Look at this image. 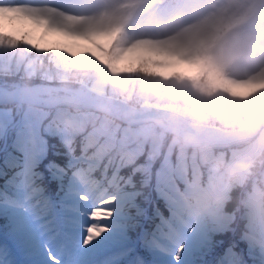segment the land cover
Wrapping results in <instances>:
<instances>
[{
	"label": "snow or ice",
	"instance_id": "obj_1",
	"mask_svg": "<svg viewBox=\"0 0 264 264\" xmlns=\"http://www.w3.org/2000/svg\"><path fill=\"white\" fill-rule=\"evenodd\" d=\"M260 127L264 0H0V264H264Z\"/></svg>",
	"mask_w": 264,
	"mask_h": 264
},
{
	"label": "clouds",
	"instance_id": "obj_2",
	"mask_svg": "<svg viewBox=\"0 0 264 264\" xmlns=\"http://www.w3.org/2000/svg\"><path fill=\"white\" fill-rule=\"evenodd\" d=\"M262 137H264V127H260L238 139L234 144V148L241 155H249L248 149ZM252 155H254L255 163L250 170V174L246 177L242 175L240 161L234 160L230 152L224 159L213 161L214 174L211 180L208 179L207 161H201L204 190L209 200L215 201L218 194L222 193L226 187L231 186L235 193L231 203L237 210L238 215L242 214L249 204L250 195L252 196V202L261 210H264V150L256 151ZM199 193L200 189L197 185H193L192 194L199 195ZM241 231L242 233L244 231L242 223ZM248 236L258 238V234L254 232H249Z\"/></svg>",
	"mask_w": 264,
	"mask_h": 264
},
{
	"label": "rangeland",
	"instance_id": "obj_3",
	"mask_svg": "<svg viewBox=\"0 0 264 264\" xmlns=\"http://www.w3.org/2000/svg\"><path fill=\"white\" fill-rule=\"evenodd\" d=\"M37 38L39 39V34H37ZM45 40L49 44L57 43V42H60V43H63V42H71L69 40V38L60 36L58 34H49L45 38ZM76 43L81 44L82 46H85V47H90V45H88L84 41H76ZM178 69L179 70H177V71H181V72H190V71H192V69L189 66H187V65H181Z\"/></svg>",
	"mask_w": 264,
	"mask_h": 264
},
{
	"label": "trees",
	"instance_id": "obj_4",
	"mask_svg": "<svg viewBox=\"0 0 264 264\" xmlns=\"http://www.w3.org/2000/svg\"><path fill=\"white\" fill-rule=\"evenodd\" d=\"M177 70H179V69H177Z\"/></svg>",
	"mask_w": 264,
	"mask_h": 264
}]
</instances>
